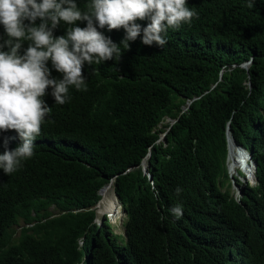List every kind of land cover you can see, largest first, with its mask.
<instances>
[{
    "label": "trees",
    "instance_id": "obj_1",
    "mask_svg": "<svg viewBox=\"0 0 264 264\" xmlns=\"http://www.w3.org/2000/svg\"><path fill=\"white\" fill-rule=\"evenodd\" d=\"M215 1L221 10L204 34H172L163 48L129 55L122 49L119 60L94 66L100 79L84 72L87 91L70 89L64 105L50 88L35 159L13 177L0 171V264H210L207 225L220 209L223 230L244 234L242 264H264V180L259 197L244 200L246 219L210 193L226 125L253 155L264 145V0L252 8L250 0ZM110 180L125 241L105 222L92 224L97 191ZM178 203L179 218L170 211Z\"/></svg>",
    "mask_w": 264,
    "mask_h": 264
},
{
    "label": "clouds",
    "instance_id": "obj_2",
    "mask_svg": "<svg viewBox=\"0 0 264 264\" xmlns=\"http://www.w3.org/2000/svg\"><path fill=\"white\" fill-rule=\"evenodd\" d=\"M80 3L81 7L76 0H0V171L8 177H13L14 172L37 155L39 139L36 138L52 111L46 103L50 88L55 104L64 105L71 100L70 89L87 91L84 72L94 76L89 81L100 79L102 70L94 66L119 60L122 49L129 55L136 47L163 48L172 34L187 33L192 38L204 34L208 19L221 10L215 0H80ZM247 6L252 8L254 0ZM145 20L148 21L146 26L137 23ZM121 28L125 34L117 32ZM113 37L119 45L111 40ZM245 63L247 67L250 64L247 61L241 65ZM241 65L240 68L247 69ZM60 74L62 78L58 79ZM190 102L192 100L185 106ZM164 121L175 122L168 118ZM164 136L165 131L156 142L163 141ZM147 158L148 154L139 164L143 174ZM262 172L264 145L253 155L247 147L233 140L226 125L224 157L212 178L214 186L210 192L221 201L218 207L230 202L232 208L248 218L243 203L245 199L253 201L259 197L258 188L264 180ZM223 183L227 184L226 188ZM182 191L179 186L175 189L178 197ZM105 192L109 193L106 199L112 203L109 211L101 204V194ZM97 194L99 199L92 207L95 212L92 224L105 222L112 234L122 233L125 241V213L112 191V181ZM98 206L101 210L97 213ZM170 211L177 218L183 215L179 203ZM218 215L212 225H207L211 231L209 243L214 248L210 264H242L244 234L238 236L234 230L224 231ZM12 228L15 238L20 226ZM219 234L224 237L214 245Z\"/></svg>",
    "mask_w": 264,
    "mask_h": 264
},
{
    "label": "rangeland",
    "instance_id": "obj_3",
    "mask_svg": "<svg viewBox=\"0 0 264 264\" xmlns=\"http://www.w3.org/2000/svg\"><path fill=\"white\" fill-rule=\"evenodd\" d=\"M167 121V120H166ZM165 122V121H164ZM160 127H161V125H160ZM226 186H227V184L226 183H223V188H226ZM109 192V191H108ZM107 192V194H106V197H107V199H109V193ZM95 210H96V212L98 213L100 210H101V208H100V206H98V208H95ZM114 230H117V229H113V231ZM116 232V231H115ZM123 238H122V233L120 234V235H118L117 237H116V240L117 241H120V240H122Z\"/></svg>",
    "mask_w": 264,
    "mask_h": 264
},
{
    "label": "bare ground",
    "instance_id": "obj_4",
    "mask_svg": "<svg viewBox=\"0 0 264 264\" xmlns=\"http://www.w3.org/2000/svg\"><path fill=\"white\" fill-rule=\"evenodd\" d=\"M102 195V194H101ZM105 196V195H104ZM137 196V195H136ZM103 205V208L106 210V211H109L111 209V202L109 200L106 199V197L102 200V203Z\"/></svg>",
    "mask_w": 264,
    "mask_h": 264
},
{
    "label": "water",
    "instance_id": "obj_5",
    "mask_svg": "<svg viewBox=\"0 0 264 264\" xmlns=\"http://www.w3.org/2000/svg\"><path fill=\"white\" fill-rule=\"evenodd\" d=\"M247 65H248V63H245V64L241 65V67H243V68H246V67H247ZM187 105H188V104H187ZM186 109H187V107H186V106L182 108V110H183V111H185ZM169 123H170V124H172V123H174V121H170ZM162 136H163V135H161V137H160L159 139H161V140H162V139H163V137H162Z\"/></svg>",
    "mask_w": 264,
    "mask_h": 264
}]
</instances>
